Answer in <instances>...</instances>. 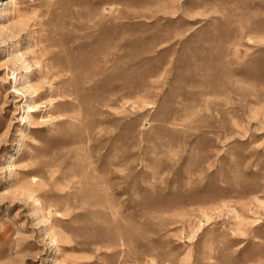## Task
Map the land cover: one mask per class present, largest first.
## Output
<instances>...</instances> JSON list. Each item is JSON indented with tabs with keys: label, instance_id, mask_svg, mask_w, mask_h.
Listing matches in <instances>:
<instances>
[{
	"label": "rangeland",
	"instance_id": "1",
	"mask_svg": "<svg viewBox=\"0 0 264 264\" xmlns=\"http://www.w3.org/2000/svg\"><path fill=\"white\" fill-rule=\"evenodd\" d=\"M0 264H264V0H0Z\"/></svg>",
	"mask_w": 264,
	"mask_h": 264
},
{
	"label": "bare ground",
	"instance_id": "2",
	"mask_svg": "<svg viewBox=\"0 0 264 264\" xmlns=\"http://www.w3.org/2000/svg\"><path fill=\"white\" fill-rule=\"evenodd\" d=\"M132 101V100H131ZM32 106V105H31ZM135 106V105H134ZM29 109V108H28ZM31 109H32V107H31Z\"/></svg>",
	"mask_w": 264,
	"mask_h": 264
}]
</instances>
